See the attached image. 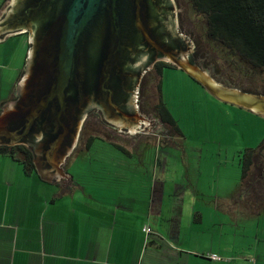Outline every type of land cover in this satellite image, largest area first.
Instances as JSON below:
<instances>
[{"label":"water","instance_id":"95a60500","mask_svg":"<svg viewBox=\"0 0 264 264\" xmlns=\"http://www.w3.org/2000/svg\"><path fill=\"white\" fill-rule=\"evenodd\" d=\"M18 4L19 0H7L0 11V42L10 35L29 32L35 46L26 60L33 59L37 47L43 65L30 91L31 72L24 67L26 71L23 69L15 86L17 99L0 106V145L28 146L39 177L51 184L69 176L61 170L72 154L84 116L80 121L74 119L77 111L88 109L86 103L104 116L107 109L121 114L123 122H113L131 128L130 132L140 124L148 125L136 114L132 116L136 123L130 126L131 116L118 106L128 81L137 77L139 81V71L151 61L147 53L177 66L219 101L264 119V96L236 91L223 83L204 66L186 39L169 44L163 41L165 34L162 36L160 30L153 32L154 23L160 25L156 12L164 11L162 14L168 16L163 20L164 28L172 37L184 39L177 31V11L171 0H29V10L21 13ZM39 4L42 6L36 7ZM30 16L36 27L24 22ZM138 57L141 60L132 67L134 78L126 79V64ZM134 85L137 89L138 83ZM44 130L50 132L45 150Z\"/></svg>","mask_w":264,"mask_h":264},{"label":"crops","instance_id":"0c3cea01","mask_svg":"<svg viewBox=\"0 0 264 264\" xmlns=\"http://www.w3.org/2000/svg\"><path fill=\"white\" fill-rule=\"evenodd\" d=\"M18 39L21 46L15 44ZM19 49L22 58L17 71L11 63ZM28 51L26 33L10 35L0 42V106L17 99L15 86ZM3 83H7L5 89ZM3 92L6 98L1 97ZM18 145L29 149L24 144ZM130 154L124 156H137L139 165L98 167L87 158L89 167L95 168L88 184L75 181L70 175L51 184L39 177L35 165L34 173L27 175L12 157L0 155V264H264V255L260 257L256 247L238 244L240 225L234 212L230 214L231 220L216 214L214 227L208 228L204 214L196 212L194 218L185 214L183 196L166 201L162 197L166 194L165 184L156 181L149 184L141 178L137 180V189L145 187L150 201L120 200L105 191H95L102 173L107 184L106 177L118 183L124 180L128 168L134 171L142 168V152ZM72 160L68 165L65 163L63 174L68 173L69 164H74ZM183 188L182 195L185 190L188 192V187ZM139 211L141 215L137 214ZM134 221L140 224L133 226ZM145 227L151 230L149 234L144 232ZM209 236L217 237L220 244L209 249L201 245L194 249L187 247L191 243H205ZM213 255L219 259L211 260L209 256Z\"/></svg>","mask_w":264,"mask_h":264},{"label":"rangeland","instance_id":"374dc122","mask_svg":"<svg viewBox=\"0 0 264 264\" xmlns=\"http://www.w3.org/2000/svg\"><path fill=\"white\" fill-rule=\"evenodd\" d=\"M2 1L0 0V11L7 4V0L3 5ZM171 1L175 4L177 11L179 35L186 39L190 49L204 66L236 91L264 96V73L257 72L249 68L248 65L242 64V66L234 58L230 59L223 55L221 49L210 43L208 37L206 38L204 35L205 22L202 18L197 17L193 13L194 11H191L188 1ZM15 44L21 46V40L18 39ZM14 55H16V59L12 60L11 64L17 67L15 69L18 71L22 49L15 51ZM173 67L178 68L177 66ZM176 68L163 70L162 89L164 101L176 120L181 135H174L167 128V131L170 132L168 139L160 137L161 140L151 143L146 149L143 148L141 154L143 166H140L142 168L138 167L135 171L128 168L124 180L118 183L106 177L109 181L107 184L102 173L100 174L101 180L94 190L105 191L108 196L120 200L148 198L150 201L151 197L145 187L137 189L139 186L137 180L141 178L142 181H147L149 184L153 181L163 183L166 186V194H163L162 197H165L166 201H174L183 196L185 214H190L193 218L196 212L204 214L207 218L208 228L214 227L212 221L216 214L220 218L222 216L223 219L227 217L228 220H231L230 214L234 212L240 225L238 244L240 246L253 245L257 248L259 256L263 257L264 184H257L253 181L254 176L260 174L262 170L257 172L256 169H251L249 177L252 178L251 182H244V197L240 192L242 170L239 164L244 158L246 149L257 150L263 143L264 119L235 105L219 101L186 72ZM9 73L11 74L13 71ZM153 75L155 76L154 83L149 81L148 76L138 84V92H142V97L147 98L149 105L145 108L144 113H138L140 118L148 123L144 132L147 135H151L153 133L151 130L156 127L154 125L156 121L149 117L154 115L155 111L152 107L156 105L158 99L156 84L159 77L155 73ZM3 80L5 82V75ZM6 86L7 83L6 85L3 83V89ZM4 93L1 94V97L6 98ZM85 125L87 126L84 127L86 134L82 138L83 141L90 135L109 133V130L96 117L90 116ZM159 129L160 132L164 131L161 127ZM116 138L125 145L129 153L136 150L134 145L141 146L147 141L142 136L134 142L129 134L122 138ZM150 138L156 139L152 136ZM89 151L80 152L77 160H72L75 158L73 154L66 160L67 165L70 160L74 163L73 165L69 164L68 174L74 177L75 181L88 184L90 174L95 168L89 167V164L86 163L87 158L93 160V163L98 167L119 165L125 168L126 166L133 167L134 164L139 165L140 162V158L138 159L137 156L128 158L117 151L115 146L103 141H96ZM21 170L23 172V167ZM12 180L16 181V178L13 177ZM183 186L188 187V192L185 190L184 195H182V189H185ZM227 196L229 200L225 199ZM176 206L179 207V204ZM250 213L252 215H248ZM137 214L141 215L140 211ZM223 223L227 230L229 226L226 221ZM137 224L139 225L140 222H133V226ZM219 244L220 240H217V237L209 236L205 243H191L187 247L194 249L196 245H201L205 249H209L211 245L215 248Z\"/></svg>","mask_w":264,"mask_h":264},{"label":"trees","instance_id":"16d2710c","mask_svg":"<svg viewBox=\"0 0 264 264\" xmlns=\"http://www.w3.org/2000/svg\"><path fill=\"white\" fill-rule=\"evenodd\" d=\"M4 1H2V5ZM187 1L191 11H194L193 13L197 17L204 20L206 25L204 35L206 38L208 37L210 43L215 44L221 49L223 55L228 56L230 59L234 58L240 65H248L249 68L264 73V0ZM92 53L93 50L90 54L92 55ZM164 68L165 64L163 63L157 65V74L159 77L156 84L158 104L155 106V111L161 122L172 131V134L181 135L177 122L164 101L162 89ZM85 139L83 146H80L73 157L80 156V152L82 151H89L96 141L105 142L103 138L98 136H91ZM112 145L123 154L130 156L129 150L126 147L116 144ZM255 152L256 150L246 149L244 158L241 159L239 164L242 170L240 192L244 197L243 186L244 182H249L248 179H250L251 169L253 168L252 158ZM0 155L12 157L22 165L27 175H31L35 171L33 155L23 145L1 146Z\"/></svg>","mask_w":264,"mask_h":264},{"label":"flooded vegetation","instance_id":"af4514ba","mask_svg":"<svg viewBox=\"0 0 264 264\" xmlns=\"http://www.w3.org/2000/svg\"><path fill=\"white\" fill-rule=\"evenodd\" d=\"M30 1L32 2L33 0H30ZM42 5H43V2H42ZM42 5L39 4L36 7L39 8ZM18 6L19 7L21 6V8H22L21 10H19V13H21L22 11L24 12L25 10L28 11L29 10V8H28L29 7V0H19ZM10 9H12V6H10ZM35 10L39 11V10H42V9H35ZM44 10H47V9L43 8V11ZM162 12H164V11H162ZM162 12H158V11L156 12V18H157L156 20L159 21V19H160V25H157V24L154 23L153 32H154V29L155 30L157 29V32H159V30H160L161 33H163L162 36L165 34V36L163 38V41L168 40L169 44L172 43L173 40L180 41V42L184 43L185 39H181V37H179V36L178 37H172L170 32L167 31L164 28L163 20H165V19L167 20L168 16L167 15H163ZM158 15H159V18H158ZM26 17L24 19V22L26 24H27V22H29L31 24L32 23L31 16L29 18H26ZM32 26L36 27L34 25H32ZM39 27H40V25H38V29L37 30L35 28V37L37 36L36 33H38V31H39ZM163 30H164V32H163ZM26 34H27V37H28L29 50H30L35 45L30 41L29 32H26ZM166 35L168 37H166ZM39 38H37V39H39ZM39 40H41V38ZM147 54H149V58H151V61L147 64L146 67H144L143 69H141V71H139V72H141L140 73L141 75L139 74V76H140L139 81L137 79L138 77L135 78V79H130L129 81L132 80L135 84H137V83L140 84L141 81H143L145 77L149 76V81L154 83L155 82V76L153 74L155 73L156 75H158L157 74V71H158L157 70V65L158 64L163 63V64H165V68H174L171 64L161 60L162 58L155 57V55H152L150 53H147ZM155 58H157L156 61H155ZM41 59H42V55L40 54V51L36 47V52L34 54L33 59L31 58L29 62L26 60L25 69H28L31 72V79L29 80L28 87H27V89H29L28 91H30L31 87H33L37 73L39 71H41L40 65H43V62H41V64H40ZM140 60H141V58L138 57L136 60L128 61L129 64L128 63L126 64V69H127V72H126L127 76L125 77L126 79H129V77L130 78H134V74H132L133 73L132 72L133 71L132 67H133L134 63H136V62H138ZM25 69H24V71H26ZM129 81H128L126 87H124L123 90L120 92V95H122V96L119 99L118 106H119L120 110L124 111L127 115L131 116L130 118H128L129 119V125H130V123H136V119L133 118L132 116L136 115L138 113H140V114L144 113L145 112V108H147V106H149V105L147 104L148 103L147 98L142 97V92L141 91L138 92V88L136 89L134 83H131ZM32 93H33V91H31V94ZM157 104H158V99H157L156 105ZM155 106L152 107L153 111H155ZM85 107H87L88 109H86L83 113H81L80 111L79 112L77 111V117L74 119L75 121H80L83 118V116H84L83 122L81 124V128L79 130V134H78V137H77V141H76L75 146L73 147V150H72V154L73 155L76 153L77 150H79L80 146L84 143L83 140H82V138H84L85 137L84 135L86 134L84 127L87 126V125H85V123H86V120L90 116H93L94 118L96 117V119L99 122H102L103 125L105 126V128L109 130L108 131L109 133L103 132L104 135L99 133V135H90L88 137H91V136H93V137L95 136L96 137V136H98V137H101L104 140L108 141L111 144L121 145V146L124 147L125 145L122 144L121 142H119V140H116L117 139L116 137L122 138V137H125L127 134H129L130 138L134 139V142H136V141H138L137 138H140V137L144 136V138H146V140H147L146 142H144V145L143 144L141 146H139V145L135 146L134 145V148L136 149L135 151H137L138 154H139V152H142L143 148L146 149L151 143H154V142H157L158 140H161L160 137H162V139L163 138L167 139V136H170V132L167 131V127L161 122V120L159 119L156 111L154 113L155 117H154V115H152V116L150 115L149 116L154 121H156V123H154V125L156 127H154L153 130H151V132H153L151 135H147V134H144V132L147 129V127H144V124H141L140 126H137L135 132H130L131 128L124 127L123 125H118L117 126L116 124H114L113 121H115V120L122 121V117H121L122 115L121 114H114V112H111L112 110H108L107 109L108 114L106 116H104V113L101 110H99L98 108H96L94 105L92 106L91 103L90 104L86 103ZM248 112L251 113L250 111H248ZM252 115L257 116L255 114H252ZM130 126H132V125H130ZM160 127L163 128L164 131L160 132V129H159ZM111 133H112V135H111ZM49 134H50L49 131L44 130L45 138L43 137V140H44V142H43V150L46 149L47 141H49V139L47 137H50ZM151 136L156 138V139L150 138ZM252 163H253L252 167L254 169H256L257 172L262 170V172L260 174H256L254 176L253 181H255L257 184H264V142L259 146V148L254 153V156L252 158ZM64 166H66V164ZM251 179H249V183L251 182Z\"/></svg>","mask_w":264,"mask_h":264},{"label":"built area","instance_id":"2783aa9c","mask_svg":"<svg viewBox=\"0 0 264 264\" xmlns=\"http://www.w3.org/2000/svg\"><path fill=\"white\" fill-rule=\"evenodd\" d=\"M150 231H151V230H150L149 228H147V227L144 228V232H145L146 234H149ZM210 259H212V260H218L219 258H217V256L213 255V256H210Z\"/></svg>","mask_w":264,"mask_h":264}]
</instances>
